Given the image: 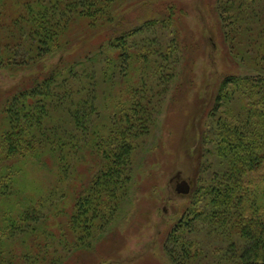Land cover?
Here are the masks:
<instances>
[{"label": "rangeland", "instance_id": "374dc122", "mask_svg": "<svg viewBox=\"0 0 264 264\" xmlns=\"http://www.w3.org/2000/svg\"><path fill=\"white\" fill-rule=\"evenodd\" d=\"M247 1L251 2L247 11H240L244 6L232 9L234 14L240 11L241 21L236 20L238 28L231 33L218 16L214 0L118 1L117 17L123 18L125 27L134 28L166 14V18H172L167 24L145 27L127 39L133 59L121 72L125 78L116 79L113 90L105 87L97 95L98 131L110 121L125 125L126 115L137 103L141 104L137 109L141 117L147 115L142 123L146 127L134 130L129 137L132 152L123 160L128 177L124 197L106 225L96 223L91 250L77 256L73 253L67 264H234L250 243L244 228H252L264 214V165H257L246 175V187L238 194L242 197L234 198L230 208H221L211 196L212 186L222 181L223 173L229 169L228 159L220 154V125L212 115L220 81L229 73L264 76V60L251 54L258 51L259 45L244 46L250 31L258 34L264 28V14L257 16L259 23H249L256 5L255 0H245V6ZM127 3L130 7L122 12ZM12 8L11 4L10 11ZM108 28L101 30L105 38L99 42L108 41ZM175 35L182 49L174 42ZM239 37L242 39H235ZM261 40L264 44V35ZM239 43L246 56L235 54L233 49ZM81 45L82 42L77 43L74 50ZM95 47L98 46L87 51ZM230 51L234 52L230 55ZM61 58V54H51L29 65L1 67L0 90L21 91L30 86L23 83L24 78L37 75L40 70L50 71ZM261 104V99L236 100L226 104L218 117L240 129L239 116L250 110L260 114ZM80 156L76 171L67 174L63 181L49 168L29 162L17 175L21 190L9 204L2 203L0 213L10 210L19 216L24 209H38L34 202L41 199L44 207L39 210L50 217L46 222L49 231L66 226L77 195L85 191L82 186L100 169L95 155L85 152ZM178 172L190 183L189 194L176 191L174 177ZM255 203L261 208L253 206ZM57 204L60 210L54 217ZM23 250L18 246L16 252ZM91 251L99 255L96 263H92Z\"/></svg>", "mask_w": 264, "mask_h": 264}, {"label": "trees", "instance_id": "16d2710c", "mask_svg": "<svg viewBox=\"0 0 264 264\" xmlns=\"http://www.w3.org/2000/svg\"><path fill=\"white\" fill-rule=\"evenodd\" d=\"M118 1L0 0V68L9 64L29 65L51 54L62 55L59 65L50 71L40 70L37 75L24 78L23 83L28 82L30 86L21 91L0 90V126L3 125L0 129V207L2 203L9 204L21 190L17 175L29 162L49 168L59 181L76 171L81 153L95 155L100 164L99 171L82 186L85 191L77 195L64 227L49 231L46 222L50 217L39 210L44 207L41 199L34 202L38 209H24L19 216L10 210L0 213V220L4 222V226L0 223V264L70 263L73 253L77 256L91 250L96 223L106 225L126 193L125 161L132 152L129 137L134 130L145 129L142 123L147 115L141 117L137 110L141 104L137 103L131 106L132 113L126 115L125 125L110 121L98 131L97 95L104 92L105 87L113 90L114 81L125 78L121 72L133 59L127 39L138 35L145 27L167 24L172 17L166 18V14L162 19H147L134 28L125 27L123 18L117 17ZM223 1L226 0H214L216 12L223 25L231 28L228 33L235 32L236 20L241 21L238 13L247 11L251 2L247 1L245 6V0H227L223 6ZM255 5L256 10L250 15L251 24L259 23L257 16L264 14V1L255 0ZM128 6L129 3L125 4L121 11H126ZM239 7L243 8L234 14L232 9L236 11ZM106 26H110L105 32L108 41L99 42L105 38L100 32ZM263 35L264 28L258 34L250 31L244 45H259L258 51L251 53L259 60H264ZM222 36L227 41L223 30ZM176 41L180 48L175 35ZM79 42L82 47L75 51ZM240 44L233 50L236 55L246 56ZM91 46L98 47L88 52ZM234 51H230V55ZM82 53L85 55L78 58ZM229 74L221 79L215 94L216 104L212 107V115L220 125V154L229 162L222 181L214 184L211 191L214 202L221 208H230L234 198L242 197L238 194L246 187V175L258 168L257 165H264V76ZM241 99H261L263 106L260 114L258 110H250L239 116L241 128L238 129L218 114L226 104ZM56 206L54 217L60 210L58 204ZM253 206L261 208L257 203ZM244 234L250 238V243L234 264H264V214L255 220L252 228L246 226ZM18 246L24 250L16 252ZM90 254L92 263H96L99 255L92 251Z\"/></svg>", "mask_w": 264, "mask_h": 264}, {"label": "water", "instance_id": "95a60500", "mask_svg": "<svg viewBox=\"0 0 264 264\" xmlns=\"http://www.w3.org/2000/svg\"><path fill=\"white\" fill-rule=\"evenodd\" d=\"M181 177V172H178L174 177V180H176V191L179 194H189L191 191L190 183L187 180H183Z\"/></svg>", "mask_w": 264, "mask_h": 264}]
</instances>
